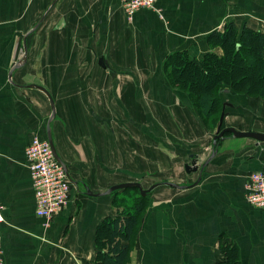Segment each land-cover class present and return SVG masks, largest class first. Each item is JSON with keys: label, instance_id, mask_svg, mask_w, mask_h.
<instances>
[{"label": "crops", "instance_id": "obj_1", "mask_svg": "<svg viewBox=\"0 0 264 264\" xmlns=\"http://www.w3.org/2000/svg\"><path fill=\"white\" fill-rule=\"evenodd\" d=\"M236 1V9H232L244 8V3ZM229 14L230 0H158L154 8L139 10L133 20L126 16L120 0H0V201L6 206V220L1 224L4 264H73L74 258L92 255L93 238L86 246L84 233L78 227L72 225L70 233L66 229L77 220L79 195L87 201L80 210H87L90 199L102 196L89 192L107 191L97 192L72 171L90 168L72 157L77 153L88 157V138L101 135L92 116V105L115 104L118 87L126 91L134 86L154 90L155 97L146 94V102L161 105L159 115L165 113L166 103H173L174 116L178 114L186 127L192 126L189 129L203 131L194 107L190 106L191 98L171 83L163 64L169 54L183 50L200 58L210 49L209 34L228 21L224 18L229 19ZM22 57L25 59L20 64ZM107 90H113L114 96L104 97ZM121 102L127 110L133 97L126 93ZM54 103L58 109L54 106L53 110ZM235 104L236 107L230 106L233 112H228L224 124L244 130L243 103ZM53 111L57 114L54 118ZM49 126L57 153L68 166L74 194H78L73 198L72 193L67 208L47 224L36 214L26 147L35 136L48 138ZM257 131L264 132V127ZM79 137L83 141H78ZM225 139L221 149L205 163L213 175L219 176L212 179L210 193L220 194V200L230 199L235 186L240 184L248 203L244 184L250 173L264 169V141L255 140L250 151L239 146L238 140ZM87 187L90 189L86 190ZM80 214L84 215V211ZM61 240L72 252L64 254L57 248ZM249 264H264V257Z\"/></svg>", "mask_w": 264, "mask_h": 264}, {"label": "rangeland", "instance_id": "obj_2", "mask_svg": "<svg viewBox=\"0 0 264 264\" xmlns=\"http://www.w3.org/2000/svg\"><path fill=\"white\" fill-rule=\"evenodd\" d=\"M239 1L244 3V8L235 10L237 1L230 0L229 19L224 18L228 21L216 29L221 30L227 22H234L240 29L247 27L254 32L264 31V0ZM238 42L243 43L242 48L236 55L233 52L231 55L250 61V57L254 56L253 50L250 53L241 38ZM207 43L210 46L209 37ZM21 49L23 53V45ZM209 51L224 54L221 47L212 50L210 46L200 58ZM172 55L169 54L163 64L167 71L171 70L166 64ZM20 59L21 64L25 58ZM243 66L241 76L254 77L258 74L250 67H245V64ZM252 82V79L249 80L248 85ZM182 92L188 95L185 90ZM126 93L133 97V104L127 110V105L121 102ZM146 94L156 95L154 90L134 86L126 91L118 87L115 104L92 105V116L95 123L99 124L101 135L88 138L91 149L88 157H82L79 153L72 157L80 159L77 163H86L90 168L72 171L81 175L97 192H109L100 198L90 199L87 210H80L81 205L87 201L84 195H79L80 208L75 219L77 223L70 222L66 229L70 233L72 225L78 227L84 233L86 246L89 245L90 237L93 238L94 250L91 256L80 260L74 258L76 263L73 264H92L98 261L97 248L106 250V235L113 219L125 213H133L139 203L144 208L138 216V225L131 239L129 264H249L255 258H263L264 209L245 202L244 188L240 184L235 186V194L230 199L220 200V194L210 193L212 179L219 176L213 175L211 168L208 170L206 162L221 149L225 138L238 140L239 146L244 145L251 151V144L257 140L255 138L238 137L232 132H226L224 139L215 141L214 137L224 103L227 102L230 103L226 107L227 113L233 112L231 105L236 107V102L243 103L245 127L242 131H257L264 127V97L223 89L220 92L221 107L215 117L209 120L203 116V110L192 102L193 106H190L194 107L204 129L198 131L189 129L192 126L186 127L177 117L178 114L174 116L173 103H166L165 113L159 115L158 110L163 107L153 101L147 104ZM109 96H114L113 90L111 93L107 90L104 94V97ZM54 106L58 109L57 104L54 103ZM223 125L227 126L226 123ZM78 141H83V137H79ZM194 163L198 166L197 170L188 172L187 164L194 166ZM200 176L199 184L190 187ZM72 177L76 175L72 173ZM126 182H139L144 189L158 185L146 194L134 186L112 189ZM164 182H172L173 185ZM73 186L70 198L72 193L73 198L78 194H74ZM81 211H84V215L80 214ZM62 242L57 248L64 254L72 252Z\"/></svg>", "mask_w": 264, "mask_h": 264}, {"label": "trees", "instance_id": "obj_3", "mask_svg": "<svg viewBox=\"0 0 264 264\" xmlns=\"http://www.w3.org/2000/svg\"><path fill=\"white\" fill-rule=\"evenodd\" d=\"M240 38L249 47L247 50L254 52V56L250 55V61L245 62L231 55L232 52L236 55L242 48L243 43L238 42ZM209 40L212 50L221 47L224 54L209 51L202 58H193L185 50L177 51L170 56L172 61L169 59L166 64V67H171L168 70V78L173 79L171 83L185 90L208 120L213 119L221 107L220 92L223 89L264 97V31L254 32L247 27L240 29L234 22H227L223 29L213 30ZM243 64L258 74L254 77L241 76ZM251 79L253 82L248 85ZM143 208L139 203L133 213L113 219L106 235V250L97 248L98 261L92 264H129L130 243Z\"/></svg>", "mask_w": 264, "mask_h": 264}, {"label": "built area", "instance_id": "obj_4", "mask_svg": "<svg viewBox=\"0 0 264 264\" xmlns=\"http://www.w3.org/2000/svg\"><path fill=\"white\" fill-rule=\"evenodd\" d=\"M157 0H120L129 20L143 8H154ZM34 194L36 214L47 224L69 204L72 180L59 162L48 138L35 136L26 147ZM246 200L256 208L264 209V169L253 171L246 181ZM6 206L0 201V264H4L1 224L5 222Z\"/></svg>", "mask_w": 264, "mask_h": 264}, {"label": "water", "instance_id": "obj_5", "mask_svg": "<svg viewBox=\"0 0 264 264\" xmlns=\"http://www.w3.org/2000/svg\"><path fill=\"white\" fill-rule=\"evenodd\" d=\"M228 104H230V103H228V102L227 103H224L223 111H222V114H221V117H220L218 129H217V134L214 137L215 138V141L218 140V139H220V138L221 139H224L225 138L224 135H225L226 132H232L235 136H238V137H251V138L257 139L258 141H264V132H258V131H242V130H238L237 128H235L233 126H226V127H224V125H223L224 124V120H225L226 115L228 114L226 112V107L228 106ZM53 110H54V107H53ZM54 114H55V112L53 111V116H54ZM48 130H49L48 131L49 132L48 133V139H49V141H50V143L52 145V148H53V151L55 153V156L59 160V162H61L64 165V167L67 169V171H68V166L63 162V160L61 159V157L57 153V150H56L55 144H54V140H53V136H52V133H51L50 126H49ZM186 168H187V171L188 172H191V171L197 170L198 166L196 164L194 166H191L190 164H187ZM200 180H201V176L194 183V185L197 184ZM164 183L173 185L172 182H164ZM157 185L158 184H154L150 188L144 189L142 187V184L139 183V182H128V183L126 182V183L117 184L112 189L129 187V186L132 187V186H134V187L140 188L142 194H146L148 191L152 190ZM108 192H109V190L106 191V192H104V193H93V192H89V193L92 194V195H103V194H108Z\"/></svg>", "mask_w": 264, "mask_h": 264}, {"label": "bare ground", "instance_id": "obj_6", "mask_svg": "<svg viewBox=\"0 0 264 264\" xmlns=\"http://www.w3.org/2000/svg\"><path fill=\"white\" fill-rule=\"evenodd\" d=\"M52 221V220H51Z\"/></svg>", "mask_w": 264, "mask_h": 264}]
</instances>
